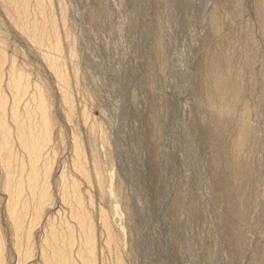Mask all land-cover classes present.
I'll return each instance as SVG.
<instances>
[{
	"label": "rangeland",
	"instance_id": "374dc122",
	"mask_svg": "<svg viewBox=\"0 0 264 264\" xmlns=\"http://www.w3.org/2000/svg\"><path fill=\"white\" fill-rule=\"evenodd\" d=\"M240 1L241 6L236 0H64L77 50L71 57L59 1L52 0L61 57L70 76V119L39 49L11 24L0 5V43L8 57L28 68L32 84L23 100L34 81L44 80L53 89L57 122L45 149L55 148L53 200L34 227L36 250L23 264H44L37 249L45 233L44 216L69 218L76 225L58 197L57 176L63 168L92 197L98 264L114 261L96 216L98 202L116 207L113 225L129 264H264V25L257 0ZM216 67L230 73L222 102L214 100L219 94ZM237 72L241 86L234 92L229 86ZM83 107L89 111L85 121ZM216 122L222 123L215 128ZM242 122L250 131L238 150ZM92 123L100 128L92 131ZM74 129L88 165L93 153L101 159L103 189L94 178L84 181L71 165ZM241 164H252L253 171L236 178ZM1 182L4 264H15ZM239 182L247 184L243 216L234 203ZM118 183L122 191L114 201L108 187ZM244 242L247 250L242 249Z\"/></svg>",
	"mask_w": 264,
	"mask_h": 264
},
{
	"label": "bare ground",
	"instance_id": "6f19581e",
	"mask_svg": "<svg viewBox=\"0 0 264 264\" xmlns=\"http://www.w3.org/2000/svg\"><path fill=\"white\" fill-rule=\"evenodd\" d=\"M58 1L61 24L65 37L69 38L68 52L71 57H74L77 55V50L67 26L66 5L64 0ZM236 1L238 6H241V1ZM0 5L11 24L39 49L41 60L55 77L54 86L60 96L64 114L70 119L73 113V97L69 90L70 76L66 62L61 57L62 43L59 23L54 14L52 0H0ZM256 10L258 18L264 25V0L256 1ZM213 64L215 65V62ZM73 73L77 74L76 68L73 69ZM237 73V78L235 77L229 86L234 92H238L241 86V72ZM229 74L218 67L214 69L213 79L219 90L217 99L214 97V100L220 102L225 100L224 93L228 88L226 84ZM30 81L28 68L17 63L13 57H8L4 46L0 43V170L3 171V173L1 171L2 180L0 179V182L2 181L1 185L6 194L2 210L12 235L10 246L17 254L15 264H23L28 257L34 254L36 250L33 239L34 227L42 221L45 207L53 200L50 175L55 148L50 152L45 151L46 147L51 144L53 127L57 123L52 111L53 89L44 80L43 82L34 81L31 96L29 95L24 101L23 96L32 85ZM26 95L28 96V93ZM81 113L83 120H87L89 111L83 107ZM221 123L216 122L213 127H219ZM100 125L92 123L90 129L92 131L99 129ZM241 125L236 143L238 150L245 144L250 131L247 122H242ZM71 144L73 169L87 183L94 178L99 187L103 189L104 172L102 173L99 164L101 159L99 160L98 155L93 153L92 164L88 165L82 139L75 129L71 133ZM109 159L111 160V157ZM251 171H253L252 164L237 165L233 176L247 177ZM74 175H71L65 168L60 170L57 176V189L58 197L68 205L69 213L76 225L72 224L69 218L55 220L44 216L46 217L45 224H43L45 233L37 247L44 264H98L96 217L92 213L93 208L89 209L93 200L91 195L82 191L80 179ZM246 186L247 184L239 182L240 193L236 194L234 200L239 216L246 213L242 208L246 201V196L243 194ZM108 189L111 198L115 201L122 191V183L116 186L110 184ZM1 203L2 201L0 205ZM98 203L96 216L105 233L103 239L105 247L114 253L112 264H129L127 254L123 251L124 242L113 225L116 207L108 209L104 204ZM5 235L0 220V264L5 263ZM76 242L78 243L75 247ZM247 247L248 243L244 242L242 249Z\"/></svg>",
	"mask_w": 264,
	"mask_h": 264
}]
</instances>
